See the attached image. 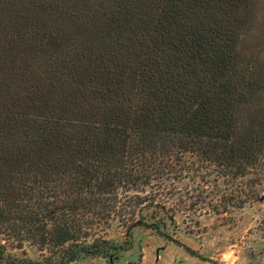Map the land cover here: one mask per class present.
I'll use <instances>...</instances> for the list:
<instances>
[{"label": "trees", "instance_id": "obj_1", "mask_svg": "<svg viewBox=\"0 0 264 264\" xmlns=\"http://www.w3.org/2000/svg\"><path fill=\"white\" fill-rule=\"evenodd\" d=\"M263 199L264 0H0V264Z\"/></svg>", "mask_w": 264, "mask_h": 264}, {"label": "rangeland", "instance_id": "obj_2", "mask_svg": "<svg viewBox=\"0 0 264 264\" xmlns=\"http://www.w3.org/2000/svg\"><path fill=\"white\" fill-rule=\"evenodd\" d=\"M264 211V199L249 201L230 212L231 219L221 215L199 216L200 232H188L183 216L176 214L175 229L169 227L168 240L141 226L131 231V245L108 260L102 256L80 255L68 264H264V240L258 229ZM123 229L113 222L107 238L123 241ZM183 246L194 251L189 254ZM7 252L19 257H38V251L24 243L22 248L7 246Z\"/></svg>", "mask_w": 264, "mask_h": 264}]
</instances>
